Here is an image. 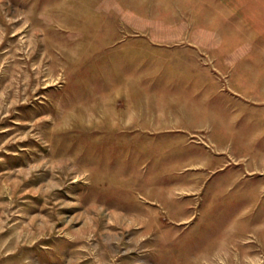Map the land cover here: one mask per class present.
I'll return each mask as SVG.
<instances>
[{"label": "rangeland", "instance_id": "rangeland-1", "mask_svg": "<svg viewBox=\"0 0 264 264\" xmlns=\"http://www.w3.org/2000/svg\"><path fill=\"white\" fill-rule=\"evenodd\" d=\"M157 71L207 119L110 124ZM0 264H264V0H0Z\"/></svg>", "mask_w": 264, "mask_h": 264}, {"label": "crops", "instance_id": "crops-1", "mask_svg": "<svg viewBox=\"0 0 264 264\" xmlns=\"http://www.w3.org/2000/svg\"><path fill=\"white\" fill-rule=\"evenodd\" d=\"M148 75L149 73L146 74L144 81L140 82V86H134L136 89L128 88L126 103L118 110L119 112H116L114 119L110 117L115 121L110 124L115 126H190L198 125V120L207 119L204 116L202 104H205L206 99L212 98L213 95L211 74L195 71H157ZM150 77L153 81H149ZM206 91L211 93L210 98H207ZM134 94H138L139 98H133ZM175 103L182 104L183 110L180 106L176 108ZM220 120L228 122V119L223 116ZM220 169L222 168L213 175H216ZM242 174L245 175V173ZM220 180L222 179L218 177L213 185L218 184ZM257 235L250 236L247 232L238 244V254L260 253L258 249L261 243ZM250 243L252 246L248 245ZM250 248H254L255 251H251Z\"/></svg>", "mask_w": 264, "mask_h": 264}]
</instances>
